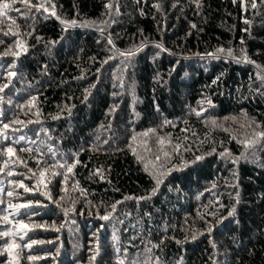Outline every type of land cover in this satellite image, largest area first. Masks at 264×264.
<instances>
[{"label":"trees","instance_id":"1","mask_svg":"<svg viewBox=\"0 0 264 264\" xmlns=\"http://www.w3.org/2000/svg\"><path fill=\"white\" fill-rule=\"evenodd\" d=\"M39 2L31 0L32 4ZM53 2L62 19L109 23L99 24L103 33L96 27L65 30L55 17L42 15L43 10L37 13L35 8L28 17L12 11L0 18V40L4 41L0 54L20 53L18 58L0 55V85H9L0 92V129L10 125L3 130L7 139L0 136V189L4 190L0 199L5 201L0 205V217L6 214L3 209L8 203L40 201L43 206L21 209L18 216L9 218L46 225L29 231L23 240L16 237L21 248L11 250L13 261L90 264V249L98 241L101 255L95 264H118L120 260L124 264H156L157 258L159 264H264V167L254 161L233 164L219 155L225 148L239 155L244 149L237 140L253 139L254 132L264 131V86L255 66H264V3L256 0L253 9L251 0H201L200 7L193 0ZM109 2L113 5L111 16L105 8ZM15 7L24 11L20 0ZM46 15L48 19H44ZM109 35L122 51L145 38L149 46L137 53L124 71L123 57L102 63L114 53L107 43ZM17 40L27 47L26 52L16 46ZM158 42L167 51L151 46ZM218 47H232L238 56L243 48L255 63L195 55ZM10 71L16 76L10 78ZM117 76L123 79V88L113 87L118 84ZM217 77L220 79L213 84ZM85 89L91 93L87 100ZM33 96L37 99L30 105ZM205 98L211 100V106L198 103ZM114 105L118 107L109 115ZM201 108L206 110L199 117L192 112ZM249 118L261 127H248ZM165 120L172 124L164 126ZM212 120L222 127L213 126ZM148 129L170 137L173 144L191 148L184 151L182 147L180 155L173 154L169 168L180 166L182 160L191 161L194 155H204V159L172 171L150 199L125 200L126 196H148L155 185L128 147L132 144L148 160H154V154L163 160L154 136L137 135ZM133 135H137L136 141L131 140ZM143 140L151 152L145 151ZM261 145L264 138L256 148ZM8 146L15 150L11 157L4 152ZM163 147L171 152L167 143ZM213 148L216 152L208 155ZM257 156L264 161V151H258ZM65 160L68 164L79 160L72 173H67L66 184L63 175L53 176L49 170L44 183L37 185L42 169ZM29 169L36 176L25 179L32 176ZM96 169L102 170L103 179L92 175ZM9 171L16 175L9 176ZM21 179L39 192H24L10 183ZM9 191L14 193L12 197L7 196ZM45 191H50L52 200L64 196L60 201L63 208H72L75 200V211L66 217L62 207L40 195ZM116 201L123 203L117 205L112 217L100 219L112 211L110 206ZM233 207L235 212L229 216ZM61 224L64 227L59 231L52 227ZM9 228L15 232L13 225L0 223V232ZM10 239L0 237V251ZM33 240L44 243L23 247ZM178 240L182 243H176ZM29 255L44 259L29 261ZM8 260L7 253L0 255V264H8Z\"/></svg>","mask_w":264,"mask_h":264},{"label":"snow or ice","instance_id":"2","mask_svg":"<svg viewBox=\"0 0 264 264\" xmlns=\"http://www.w3.org/2000/svg\"><path fill=\"white\" fill-rule=\"evenodd\" d=\"M137 2H139V0H137ZM233 2L235 3V0H233ZM20 3H22L24 5V11L21 12L20 9L15 7L16 4V0H0V18L6 17L8 15V13L12 12V11H16L18 13H20L21 15L28 17L32 14V9L35 8V11L37 13H41V10H43V12L41 13L42 15L44 13H48L50 16L55 17L57 20H59V22L61 23V25H63L65 27V30H67L68 28H73V27H96L97 31H100L101 33L104 32V28L100 27L99 24H104L107 25L109 22L108 21H100L99 24L97 21H81L78 22L75 19L72 20H67V19H62L56 11V4L53 2V0H40V2L38 4H32L31 0H20ZM193 3L196 4L197 7L201 6V0H193ZM261 3H264V0H261ZM175 7V5H173ZM155 7H157V9H159L160 5L157 4L155 5ZM105 8L108 9V15H112V8L113 5L111 2L105 4ZM251 8L256 9L257 8V3L256 0H251ZM116 14H119V8L117 7L115 9ZM49 17L46 15L44 16V19H48ZM115 22V21H113ZM0 23H3V20H0ZM12 25H16V21L12 20ZM245 24H249L250 22L248 20L244 21ZM16 27H18V25H16ZM192 28H196L195 24L191 25ZM10 31H11V25H10ZM245 31H249V29H245ZM5 36L9 35V32H4L3 33ZM12 35H17L16 32H12ZM28 35H31V33H28ZM38 40H40V37H37ZM147 40V38H145V41ZM142 41L139 45H135L132 48L126 49V50H120L118 48H116L113 39L111 37V35H109L107 37V43L109 45L112 46V49L114 50L113 55L109 56L107 60H104L102 63L103 64H107L109 62V60H113L116 59L117 57H123L124 59L121 61L122 64H124V71H127L128 67L130 66V62L131 59L134 58L137 53H139L140 51H142L145 47H148L149 45L145 42ZM4 43L3 40H0V44ZM244 41L241 40V44H243ZM16 46L18 48H22V50L24 52L27 51V47L23 44L22 41L17 40L16 41ZM151 46L159 49L160 51H167V49H165L163 43H154ZM240 55L238 56L236 54V50L233 49L232 47H218L214 52H207L204 54H200V53H196L195 55L200 56L202 59L204 58H212V59H221L224 57L230 58L231 60H234L236 63H249V64H254L255 62L252 61L246 54V50L241 48L240 49ZM159 53H157L158 55ZM0 55L3 56H8V55H13L15 57H19L20 53L19 52H9L6 51ZM260 71L257 72V78L261 81V85L264 86V66H261L259 64L255 65ZM174 70V69H173ZM9 77H15L16 76V72L15 71H10L8 73ZM220 79V77H217L215 80L212 81L213 84H215L218 80ZM116 80L118 81V84H114L113 87H120L123 88L124 87V82L123 79L119 76L116 77ZM9 85L8 84H4V85H0V92H3L5 88H7ZM91 87H95V85H92ZM257 91H259V89H257ZM85 92L87 93V95H85V100H87L88 95H90V91L88 89H85ZM114 96L119 95V93H113ZM134 95V93H133ZM262 95H264V93H262ZM2 99V98H0ZM37 99V97L33 96L29 101L28 104H33V102ZM207 102L210 106L212 105V102L210 99L205 98L204 101H199L198 103H200L201 105H203V103ZM118 107V105H114L113 108L109 111V115H112L116 108ZM206 109L201 108V110H197V109H192V112L195 113V115H197L198 117L201 116L202 111H205ZM70 112V109H69ZM245 117L247 118V113L244 114ZM54 118H59V117H54ZM233 121H235V118H232ZM250 122L248 124V127H251L253 124L256 125L257 128H260L261 125L255 120V119H251L249 118ZM13 123H15V121H13ZM213 126H217V127H222V125H218L217 121L212 120L210 122ZM172 124V121L169 120H165L163 121V125H169ZM174 126V125H173ZM242 127H244V125H241ZM10 127L9 124H4L3 125V129H0V136H4V139H7V136L5 135L3 130H6ZM224 131H228V129H223ZM184 131H187V129H185ZM150 134L152 136H154L156 138V142L157 144L160 146L158 148V153H162L163 156V160L160 154H154L155 159L154 160H148L146 159L144 156L140 155L137 153L136 149L132 146V144H129L128 147L129 149H131L132 154L134 156H136L137 160L141 163H143L144 165V170L150 175V177L154 180L155 185L151 191V193L148 196H143V197H129L126 196L124 199L128 200V199H137V200H146V199H150L151 196L155 195L159 186L163 183L164 178L167 175H170L172 171L174 170H179L180 167H188L191 164H195L198 161H201L204 159V155H194L193 159L191 161H187V160H182V164L180 166L177 165H172L170 168L168 167V164L171 163L172 160V155L176 154V155H180V150L183 147L184 151H191L190 147H186L183 146L181 143H172V140L170 137H165V136H159L157 134L156 129H148L147 131L143 132V133H139L137 135H139L140 137H144L147 138L150 136ZM137 135H133L131 137L132 141H136L137 140ZM193 135H195V133H193ZM260 138H264V131H259V132H254V138L253 139H243V140H237V137L233 136L232 139L237 140L238 143L243 145V151L239 154V155H234L229 149L225 148L223 152H220L219 155L221 157H224L226 159L231 160V162L233 164H238L241 161H248V162H256L257 164H259L260 166L264 167V161H261L258 156H257V152L258 151H264V145H261L259 149L256 148V145L259 143V139ZM20 139H23V137H21ZM185 140H187V137L184 138ZM18 142V141H17ZM107 142V141H105ZM206 142V141H202ZM142 145L145 146V151L146 152H151V148L147 147V140H143L141 141ZM168 144L171 146V152L170 151H166L164 149V145ZM251 149V150H250ZM21 151H32L31 149H21ZM51 151V149H50ZM4 152H6L8 154L9 157H11L12 155L15 154V150L13 147L8 146ZM216 152V149L213 148L211 150V152L208 153V155H211L213 153ZM2 154V153H0ZM19 159V158H17ZM159 162V163H157ZM37 163L39 164L40 161L38 160ZM79 163V160H75L72 164H68L67 160L63 161V162H59L57 161L55 164L51 165L49 169H42L40 172V178L37 180V185L44 183V176L45 173L48 172L49 170L52 171V175L53 176H57V175H63V181L66 184L69 177L67 175V173H72L73 169L76 167V164ZM4 166L7 167V161H5ZM56 168H60V169H65L66 172L65 173H61L56 171ZM3 171V168H0V172ZM29 172H32V169H29ZM102 170L101 169H96L92 175L94 176H100L101 179H103L104 177L101 175ZM9 176L12 175H16V173L9 171L7 173ZM22 175L23 174H19ZM36 176L35 172H32V176H26L24 177L25 179H32L33 177ZM10 183H12L15 187L18 188H23L24 192H33V191H37L39 192V188L34 186L32 188L28 187L25 183L24 180H16V181H10ZM45 187H47V184L44 185ZM76 186L78 187V182H76ZM66 191V189H64ZM0 191H4L3 189H0ZM81 193L86 195V193L84 192V190H81ZM13 192L9 191L7 192V196L12 197L13 196ZM40 195L45 196L47 199L52 200L50 191H45V192H40ZM65 197L61 196L60 200H52L53 203L57 204L58 207H62V205L60 204V201L64 200ZM238 202V200H237ZM76 201L72 200V208H63L62 207V211L64 213V215L67 217L69 215V212H74L75 211V205ZM123 203V201H116L115 203H113L110 207L112 209L111 212L106 213L105 215L100 216V219L102 220H109L113 213L116 211L117 205ZM5 204V201L0 199V205ZM37 206H43L41 204L40 201H27L25 203H19V204H14V203H8L6 205V207L3 209V211L6 213L5 215H3L2 217H0V223H5L8 225H13V227L15 228V232L12 230V228L6 229L2 232H0V237H12V239L10 240H6L4 243V247L3 250L0 251V255H3L4 253H7L9 256V260H8V264H18V262L13 261L12 256H11V250L13 248L15 249H20L21 245L19 243L16 242V237L18 236V238L20 240L24 239V236L27 235V233L29 231H32L34 228H42V227H46V225L43 224H34V225H29L26 224L24 222V220L19 219V220H13L10 219L9 217H15L18 216L20 214V210L21 209H29V208H33V207H37ZM8 209H12L13 211L9 212ZM235 212V208L233 207L232 210L228 213L229 216H232ZM201 219H203V217H201ZM54 228V230L59 231L60 228L64 227L63 224H61L59 227H55V225L52 226ZM211 231V228H209V232ZM114 240L118 241V237L114 235L113 237ZM192 239L195 240L196 239V235L193 234ZM37 243H44V241H31V243L25 242L23 244L24 248H31L33 244H37ZM49 243H51V241H49ZM162 243V242H161ZM176 243L180 244L182 243V241H176ZM215 246V245H213ZM152 247H159V245H153ZM91 251V256H90V264H95V261L97 259L98 256L101 255V250H100V246H99V242L97 241L94 245V247L92 249H90ZM117 252H119V248L116 249ZM147 252L151 253L152 249L148 248L146 249ZM17 255H19V252H17ZM27 259L29 261L32 260H40V259H44V257H40V256H32L29 255L27 257ZM151 260V256H149V261ZM118 264H124V262L122 260L118 261ZM129 264H138V261H129ZM144 264H148V261H145ZM156 264H159V258H157ZM180 264H182V261L180 262Z\"/></svg>","mask_w":264,"mask_h":264}]
</instances>
